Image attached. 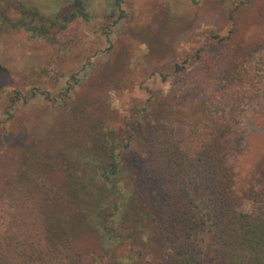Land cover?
<instances>
[{"label":"trees","instance_id":"trees-1","mask_svg":"<svg viewBox=\"0 0 264 264\" xmlns=\"http://www.w3.org/2000/svg\"><path fill=\"white\" fill-rule=\"evenodd\" d=\"M110 2L121 10L124 0ZM91 4L71 0L60 16L0 0V26L55 43L75 19L91 18ZM227 71L211 78V98L188 108L171 95L174 116L146 109L144 129L67 101V138L36 134L22 148L20 173L0 191V264H128L138 241L162 264H264V166L240 195V82ZM22 95L16 90L14 102L36 93Z\"/></svg>","mask_w":264,"mask_h":264},{"label":"rangeland","instance_id":"rangeland-1","mask_svg":"<svg viewBox=\"0 0 264 264\" xmlns=\"http://www.w3.org/2000/svg\"><path fill=\"white\" fill-rule=\"evenodd\" d=\"M28 1L60 16L72 8L71 0ZM109 2L92 0L91 18L75 19L55 43L0 26V191L20 173L22 148L36 134L67 138L71 98L98 114L109 109L116 126L140 120L144 129L148 110L162 107L171 117L178 107L171 95L187 108L211 98L218 87L211 78L228 70L240 82L236 178L243 195L264 166V0H124L121 10ZM16 90L36 95L15 103ZM130 259L162 264L141 241Z\"/></svg>","mask_w":264,"mask_h":264}]
</instances>
